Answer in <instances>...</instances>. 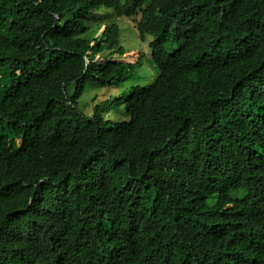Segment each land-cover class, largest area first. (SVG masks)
I'll list each match as a JSON object with an SVG mask.
<instances>
[{
    "label": "trees",
    "instance_id": "trees-1",
    "mask_svg": "<svg viewBox=\"0 0 264 264\" xmlns=\"http://www.w3.org/2000/svg\"><path fill=\"white\" fill-rule=\"evenodd\" d=\"M0 264H264V0H0Z\"/></svg>",
    "mask_w": 264,
    "mask_h": 264
},
{
    "label": "rangeland",
    "instance_id": "rangeland-1",
    "mask_svg": "<svg viewBox=\"0 0 264 264\" xmlns=\"http://www.w3.org/2000/svg\"><path fill=\"white\" fill-rule=\"evenodd\" d=\"M108 11L113 12L112 9ZM112 16L111 19L117 22L120 27V36L118 44L109 51V54L111 57L125 62H136L141 60L142 66L140 67V74L136 78L127 81L125 86L118 88H98L95 84L88 83L86 91L81 98V107L87 113L92 112L94 105L100 101V99L107 97L111 93H120L130 85L151 84L157 73V67L152 59L151 42L154 37L149 35L146 40H143L140 37L139 31L136 27V19L134 18L138 16ZM121 47L125 48V53L119 52V48ZM178 47L179 44H175L174 46L169 44L168 50L173 51ZM98 56L101 60L103 59L100 54Z\"/></svg>",
    "mask_w": 264,
    "mask_h": 264
}]
</instances>
